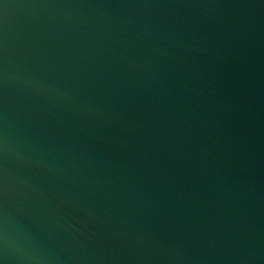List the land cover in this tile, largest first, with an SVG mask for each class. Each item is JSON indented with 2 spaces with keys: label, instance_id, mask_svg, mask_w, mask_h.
<instances>
[{
  "label": "water",
  "instance_id": "water-1",
  "mask_svg": "<svg viewBox=\"0 0 264 264\" xmlns=\"http://www.w3.org/2000/svg\"><path fill=\"white\" fill-rule=\"evenodd\" d=\"M0 264H264V0H0Z\"/></svg>",
  "mask_w": 264,
  "mask_h": 264
}]
</instances>
